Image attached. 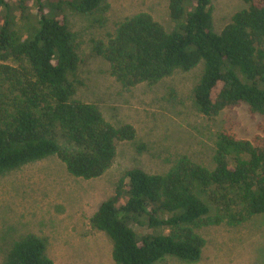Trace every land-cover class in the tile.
Returning a JSON list of instances; mask_svg holds the SVG:
<instances>
[{
  "label": "trees",
  "instance_id": "trees-1",
  "mask_svg": "<svg viewBox=\"0 0 264 264\" xmlns=\"http://www.w3.org/2000/svg\"><path fill=\"white\" fill-rule=\"evenodd\" d=\"M213 0H168L167 30L147 12L121 21L94 51L124 88L155 85L176 70L203 65L193 89L198 111L215 117L241 103L264 115V0H243L220 33ZM35 8V11H33ZM92 15L105 0H0V175L55 155L69 174L90 180L114 163L119 142L135 140L98 107L75 97L69 76L80 62L65 10ZM252 140L217 133L212 167L180 156L165 173L133 168L90 218L112 242L115 264L200 259L197 229L236 226L264 214V123ZM139 227L141 232L136 231ZM0 264H53L45 239L14 240Z\"/></svg>",
  "mask_w": 264,
  "mask_h": 264
},
{
  "label": "rangeland",
  "instance_id": "rangeland-1",
  "mask_svg": "<svg viewBox=\"0 0 264 264\" xmlns=\"http://www.w3.org/2000/svg\"><path fill=\"white\" fill-rule=\"evenodd\" d=\"M104 13L84 15L65 10L80 58L74 74L75 97L95 104L115 127L130 124L135 140L119 142L113 165L90 180L68 173L55 155L28 162L0 175V263L11 243L35 234L46 241L53 264H115L112 242L90 226L99 205L114 194L118 180L133 168L148 173L167 172L182 155L211 168L217 133L232 128L239 138L252 140L261 133L264 115L251 114L241 103L215 117L201 114L193 89L203 65L176 70L155 85L124 88L110 73L109 63L94 51L125 18L147 12L168 31L174 23L168 0H105ZM214 30L220 33L243 0H213ZM35 11V8H33ZM136 231L141 232L139 227ZM205 245L200 259L187 262L168 256L154 264H264V214L236 226L227 224L197 229Z\"/></svg>",
  "mask_w": 264,
  "mask_h": 264
}]
</instances>
